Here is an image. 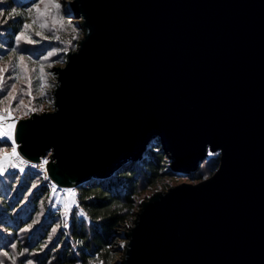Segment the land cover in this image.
<instances>
[{"label":"water","instance_id":"1","mask_svg":"<svg viewBox=\"0 0 264 264\" xmlns=\"http://www.w3.org/2000/svg\"><path fill=\"white\" fill-rule=\"evenodd\" d=\"M83 31L53 110L16 120L17 153L59 189L103 181L159 139L207 178L140 203L115 264H264V0H74Z\"/></svg>","mask_w":264,"mask_h":264},{"label":"trees","instance_id":"2","mask_svg":"<svg viewBox=\"0 0 264 264\" xmlns=\"http://www.w3.org/2000/svg\"><path fill=\"white\" fill-rule=\"evenodd\" d=\"M38 1L0 0V63L11 62L10 71L5 74L8 83L16 81L9 77H15L20 54L31 55L34 49L44 47L16 39L25 30L30 8ZM12 66H15L13 71ZM19 112L24 110H16V114ZM7 145L8 142L0 141V148ZM166 158L160 140L155 139L141 160L123 165L108 179L77 186L76 204L67 219V227L60 212L51 207L52 184L41 173L24 170L4 176L0 179V261L3 264H27L29 260L32 264H115L113 245L119 230L134 216L140 193L165 173ZM217 166L218 158L214 155L191 177L201 179L204 173L212 174ZM5 252L7 256L3 255Z\"/></svg>","mask_w":264,"mask_h":264},{"label":"rangeland","instance_id":"3","mask_svg":"<svg viewBox=\"0 0 264 264\" xmlns=\"http://www.w3.org/2000/svg\"><path fill=\"white\" fill-rule=\"evenodd\" d=\"M74 0H53L55 3H59L61 5L58 17L60 20H62L63 27L61 28L59 25H56L55 27L52 25L51 20L48 16L40 17L36 24H32V21L37 19L36 13L33 11V9L39 5L40 9L43 10L44 3L49 2V0H39L33 7L30 8L28 12V21L27 24H32V27L27 30V35L31 38L33 41L32 43L35 44V46L42 45L43 48L40 49H34V51L31 53V55L21 53L19 57L24 58L23 65L20 64L19 59L17 60V67L14 71V76L19 74L21 79L13 81L11 83H8L6 79V73L9 71L3 73L4 77V85H3V91L0 92V115H4V109L9 107V101L7 99L9 92L12 90V86L15 85L16 88V99L11 101V108L13 109L11 116L9 119L0 121V125L3 124H11L16 122L19 118H26L30 116L33 112H46V111H52L53 110V98H52V92L56 87L57 84V75L53 72V69L55 67H63L64 61L66 57V53L69 51H74L77 47L78 41L83 36V31L81 29L76 28V25H79L80 18H73L67 16V14H73V11L71 10V2ZM57 12L55 9H53L50 13V15H56ZM68 20V21H66ZM41 22H47L48 27L41 29L39 27V23ZM25 31V30H24ZM37 31H40L43 33V36H37L35 33ZM59 37V39H56V37ZM75 37V38H73ZM70 42V43H69ZM66 49V50H65ZM49 53H54L53 55H49ZM32 54L36 55L37 57L32 56ZM9 61H5L0 63V68H4L6 65H8ZM26 66V68H25ZM41 66L43 67V76L44 81L47 84V87L43 89L44 95L40 94V84L42 81L39 79L41 76ZM13 71V69H12ZM31 78V97L26 95L28 91V83L27 79ZM20 89H24V93L20 92ZM23 100L25 105L29 104V100L31 99V104L29 105L30 108L34 109L33 111H29L26 108H22L24 110L23 113L16 114L17 104L20 100ZM21 109V108H20ZM27 113V114H25ZM13 129L11 130V135L13 137ZM1 142H8V145L5 148H0V156H3L5 154H10L12 151L13 146V139L9 140L7 137L0 138ZM50 153H48L46 156H49ZM217 154H210L211 157ZM166 160L167 166L164 169V172L162 173L159 180L149 188L144 189L140 195L136 199V205L133 209L134 216H132L128 221L126 222V226L123 228H120L113 248L116 252V259L115 263H119L123 261V252L119 250L123 245L125 244V239L119 237V235L124 234L129 230L130 227L133 226L134 219L136 217V213L139 211L140 203L147 200L148 198L152 197L153 195L167 191L169 188L180 185L185 182H191V183H197L207 177H209L211 174L204 173L201 179H194L191 176L186 175H178L175 172H171L170 170V159L167 156ZM0 163L3 164V172L4 175H0V179H2L4 176L14 173L15 171H20V168H22L19 164L20 162L13 158L11 161H0ZM15 163L17 166L13 168L11 165ZM30 171V170H29ZM196 171V170H195ZM192 172V173H195ZM33 172V171H32ZM191 173V174H192ZM44 177V176H43ZM53 185L50 187V203L51 207L55 211H59L60 214L65 219V216H67V219L70 215L71 210L74 208L75 203H71L70 200L65 196V193L68 191L67 189H59L57 188V193L54 195L52 193ZM58 197V198H57ZM76 198V197H75ZM74 198V199H75ZM69 203L70 207L68 209H65L64 204Z\"/></svg>","mask_w":264,"mask_h":264},{"label":"snow or ice","instance_id":"4","mask_svg":"<svg viewBox=\"0 0 264 264\" xmlns=\"http://www.w3.org/2000/svg\"><path fill=\"white\" fill-rule=\"evenodd\" d=\"M42 2H43V0H42ZM60 7H61V5L59 3L53 2V0H49V2L44 3L43 10H41L40 7H39V5H37L33 9V11L36 13L37 19L33 20L32 21V24H36L40 17L48 16L49 19L52 22V25L54 27L56 25H59L62 28L63 27L62 20H60L59 17H58V12H59ZM53 9L56 10V12H57L56 15H50V13H51V11ZM32 24H25L24 25L25 31H22L19 35L16 36L17 41H20V40L23 39V40H26L28 43H32L33 42L31 40V38L27 35V30H29L32 27ZM39 27L41 29L47 28L48 27V24H47V22H41V23H39ZM35 35H37V36H43V33L40 32V31H37L35 33ZM73 38H75V37H73ZM56 39H59V37L57 36ZM53 54L54 53H49V55H53ZM19 61H20V64L23 65L24 58L22 56L19 57ZM10 65H11V62H9V64L6 65L4 68H0V92H2L4 90L3 89V85H4L3 73L9 71V66ZM12 67H13V70H14L15 66H12ZM25 68H26V66H25ZM40 71H41V76L39 77V79L42 81V83L40 84V94L41 95H44L45 93L43 92V89L45 87H47V84H46V82H43L44 81V76H43V67L42 66H41ZM9 78L10 79L11 78H14L16 80L21 79V77L19 76V74H17L15 77H9ZM27 83H28V91H27L26 95H28L29 97H31V78H28L27 79ZM20 92L21 93H24V89H20ZM7 99L9 101V107H7V108H5L3 110L5 114L4 115H0V121L7 120L11 116V113L13 111V109L11 108V101L16 99V88H15V85L12 86V90H11V92H9ZM30 104H31V99L29 100V104L28 105H25L24 102H23V100L21 99L18 102V104H17L16 107H17V109H20V108H28L29 111H33L34 109H32V108L29 107ZM25 114H27V113H25ZM14 127H15V124L14 123L0 125V138L7 137V139L12 140L13 137L11 135V130ZM15 157H17V151H16V147H15V142L13 141V146H12L11 153L10 154H5L3 156H0V161H11ZM23 163H24V161L23 160H20V164H23ZM44 164H47V160L44 161ZM11 166L13 168H15L17 165L15 163H13ZM32 166L35 167V165H32ZM20 172H24V168H20ZM0 175H4V172H3V164L2 163H0ZM45 179H47V176H45ZM33 187H36V185H33ZM52 193L54 195L57 193V188L55 186H53V188H52ZM65 196L70 200L71 203H75V199L74 198L76 196V193L74 191L68 190L65 193ZM64 207H65V209H68L70 207V204L69 203H66V204H64ZM67 226H68L67 225V216H65L64 227H67ZM55 231L56 230L53 229V232H55ZM12 247L15 248V245H13ZM3 255L7 256L8 253L5 252V253H3ZM21 255H23V253H21ZM0 264H3V262L0 261ZM27 264H32V261L29 260L27 262Z\"/></svg>","mask_w":264,"mask_h":264},{"label":"built area","instance_id":"5","mask_svg":"<svg viewBox=\"0 0 264 264\" xmlns=\"http://www.w3.org/2000/svg\"><path fill=\"white\" fill-rule=\"evenodd\" d=\"M14 129L15 128H13V131H14ZM15 159H17L19 162H20V160L24 161L23 164H19L22 168H24V170H31V171L39 172V173H41L44 176V178H45V176H47V174H46V165L49 162V156L41 158L40 161L37 162V163L28 161V160L24 159L23 157H21L19 154L17 155V157H15ZM45 160H47V164H44ZM32 165H35V167H33ZM67 190L74 191L76 193V196H77L76 187H71V188H68Z\"/></svg>","mask_w":264,"mask_h":264},{"label":"bare ground","instance_id":"6","mask_svg":"<svg viewBox=\"0 0 264 264\" xmlns=\"http://www.w3.org/2000/svg\"><path fill=\"white\" fill-rule=\"evenodd\" d=\"M14 124L16 125V122H14ZM15 128V127H14ZM18 155V154H17Z\"/></svg>","mask_w":264,"mask_h":264}]
</instances>
